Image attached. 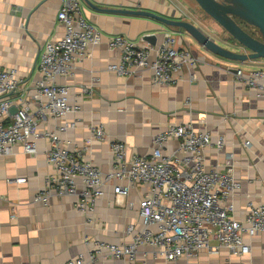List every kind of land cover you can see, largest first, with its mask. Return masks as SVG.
<instances>
[{"label": "crops", "instance_id": "obj_1", "mask_svg": "<svg viewBox=\"0 0 264 264\" xmlns=\"http://www.w3.org/2000/svg\"><path fill=\"white\" fill-rule=\"evenodd\" d=\"M66 0H0V69L16 68L22 80L19 93H32L41 78L39 64L44 46L61 39L64 27L57 15ZM99 10L145 11L174 21H186L224 48L232 47L216 24H201L204 13L194 0H88ZM83 17L101 33V43L91 56L74 65L69 77L57 82L70 88L69 102L80 106L68 116L75 128L62 135L77 151L103 173L114 168L111 144L122 143L127 159L149 156L153 138L170 126L191 125L198 133H209L212 144L204 152L208 169H231L241 182L232 197L234 217L244 220L250 205H264V93L260 96L239 82L236 72L264 68V60L246 63L225 60L208 52L185 31L155 20L111 14L91 8L79 0ZM175 36L190 48L194 68L184 67L174 86L152 83L150 70L132 76H117L107 70L119 61L118 51L110 50L108 40L123 36L143 46H158L167 36ZM145 37H154L151 45ZM227 37V36H226ZM194 79H191V75ZM17 94L15 96H18ZM14 96V97H15ZM6 97L0 91V99ZM49 120L41 130L53 129ZM102 127L103 140H91L92 131ZM225 146L218 150L217 138ZM90 140V141H89ZM249 142L246 146L245 143ZM178 143H169L167 151ZM50 143L40 137L37 153L28 155L14 147L0 156V264H65L85 252L84 239L110 244H127L141 228L139 203L144 189L131 186L127 196L116 197L114 187L106 188L91 214L79 212L76 198L53 193L48 204L35 202L54 173L47 153ZM25 178L26 184L9 180ZM127 186L126 181L118 182ZM131 227L134 230L130 231ZM250 252L233 257L221 248L218 253L201 250L196 257H182L176 264H264V232L251 238L242 235ZM211 246L217 242L212 240ZM136 264H166L145 256L141 250ZM96 264H128L107 258Z\"/></svg>", "mask_w": 264, "mask_h": 264}, {"label": "built area", "instance_id": "obj_2", "mask_svg": "<svg viewBox=\"0 0 264 264\" xmlns=\"http://www.w3.org/2000/svg\"><path fill=\"white\" fill-rule=\"evenodd\" d=\"M57 21L64 27V35L44 46L39 64L41 78L32 93L18 95L22 80L16 68L0 69V91L6 96L0 99V156L17 146L34 155L40 137L49 141L47 160L54 173L37 194L36 203L48 204L53 193L70 195L76 198L79 212L91 214L106 188L113 186L116 197L127 196L131 186L144 189L138 212L141 228L131 242L110 244L86 238L85 252L65 264H96L107 258L136 264L141 250L166 264H176L182 257L194 258L204 249L216 254L224 248L233 257L247 255L250 248L243 243L242 235L253 238L264 232V205H250L242 221L234 217L232 197L241 182L231 169L220 172L206 167L204 152L212 144L209 133H198L191 125L170 126L153 138L149 156H136L130 161L126 146L114 142V168L108 173L79 152L70 151L71 142L61 136L75 128L68 116L78 113L80 106L69 102L70 88L57 79L71 76L74 65L91 56V49L101 43V33L83 17L79 0H66ZM108 46L121 55L118 62L107 66L108 72L132 76L150 70L152 83L159 87L176 85L183 68L196 65L190 48L171 35L158 46H143L115 36L108 40ZM236 77L260 96L264 93V68L238 70ZM12 108L17 109L15 115L10 113ZM49 120L55 122L53 129L42 131ZM104 136L103 128L98 127L93 129L91 140H103ZM172 141L178 145L167 151ZM217 145L223 150V137L217 138ZM120 181L128 185H119ZM26 182L25 178L9 180L17 185ZM212 240L217 242L216 247L211 246Z\"/></svg>", "mask_w": 264, "mask_h": 264}, {"label": "water", "instance_id": "obj_3", "mask_svg": "<svg viewBox=\"0 0 264 264\" xmlns=\"http://www.w3.org/2000/svg\"><path fill=\"white\" fill-rule=\"evenodd\" d=\"M91 8L94 7L88 0H84ZM200 9L218 24L226 36L228 35L229 48H224L197 26L186 21H174L145 11L128 10H99L111 14L128 15L155 20L163 25L181 29L189 34L200 46L211 54L225 60L246 63L264 60V0H194ZM245 27L254 28L257 32L253 36ZM149 44H154V37H145ZM10 113L15 115L16 108Z\"/></svg>", "mask_w": 264, "mask_h": 264}, {"label": "rangeland", "instance_id": "obj_4", "mask_svg": "<svg viewBox=\"0 0 264 264\" xmlns=\"http://www.w3.org/2000/svg\"><path fill=\"white\" fill-rule=\"evenodd\" d=\"M201 16H202V19H200V21H201L202 25H205V26H209L211 24L214 25V23H213L214 21L208 15H206L205 13H202ZM209 28H210V26H209ZM247 29L249 31H256L254 28H251V27H248ZM219 30L221 32V35L224 36V38H229L228 35L226 37V34L222 30V28Z\"/></svg>", "mask_w": 264, "mask_h": 264}, {"label": "trees", "instance_id": "obj_5", "mask_svg": "<svg viewBox=\"0 0 264 264\" xmlns=\"http://www.w3.org/2000/svg\"><path fill=\"white\" fill-rule=\"evenodd\" d=\"M246 29L248 28V27H245ZM248 30V29H247ZM249 31V30H248ZM249 33L250 34H252L253 36H256L257 35V32L256 31H249Z\"/></svg>", "mask_w": 264, "mask_h": 264}]
</instances>
